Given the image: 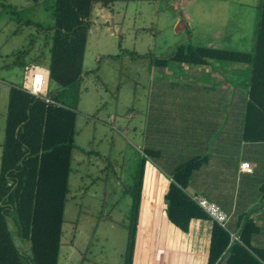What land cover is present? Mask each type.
<instances>
[{"label":"rangeland","instance_id":"obj_1","mask_svg":"<svg viewBox=\"0 0 264 264\" xmlns=\"http://www.w3.org/2000/svg\"><path fill=\"white\" fill-rule=\"evenodd\" d=\"M41 1L35 5L34 0H0V148L9 84L23 85L32 72L47 75L44 33L24 23L54 24L55 0ZM259 1L94 5L59 264H124L134 188L143 161L151 160L141 138L155 71L151 59L168 56L189 31L210 38L215 47L218 37L224 36V49L250 52ZM39 48L45 52L42 67H28ZM20 51L24 54L17 56ZM50 89L55 85L51 83Z\"/></svg>","mask_w":264,"mask_h":264},{"label":"trees","instance_id":"obj_2","mask_svg":"<svg viewBox=\"0 0 264 264\" xmlns=\"http://www.w3.org/2000/svg\"><path fill=\"white\" fill-rule=\"evenodd\" d=\"M34 1L35 5L44 2ZM118 1L159 0H55L52 26L24 22L44 33L49 47L47 96L55 103L32 95L22 84L10 86L0 156V264H59L92 10L96 4L107 7ZM190 37L189 31L172 53L155 56L151 64L164 67L219 61L247 65L244 139L263 143L264 0L259 1L250 52L196 46ZM23 54L20 51L17 56ZM44 58L45 52L39 48L33 63L42 66ZM51 83L55 89H50ZM204 159L192 158L179 165L164 196L169 221L184 231L192 219L207 218L186 191L192 172ZM142 185L141 167L132 196L124 264H133ZM260 189L264 194V182ZM257 231L254 221L247 219L239 240L233 241L229 228L214 223L208 264H264L263 252L250 246Z\"/></svg>","mask_w":264,"mask_h":264},{"label":"crops","instance_id":"obj_3","mask_svg":"<svg viewBox=\"0 0 264 264\" xmlns=\"http://www.w3.org/2000/svg\"><path fill=\"white\" fill-rule=\"evenodd\" d=\"M202 38L191 33L190 40L196 46L215 47L210 38ZM221 39L224 36L218 37L216 48L224 49L226 39ZM150 65L155 71L141 138L144 153L152 155L142 163L133 264H208L214 222L194 218L186 231L181 230L169 221L164 199L172 172L198 157L205 161L192 172L187 193L220 206L230 215L228 228L236 236L247 219L253 220L258 231L250 246L264 254V142L244 139L249 67L219 61L172 64L174 68ZM245 162L254 166L253 173L241 170Z\"/></svg>","mask_w":264,"mask_h":264},{"label":"built area","instance_id":"obj_4","mask_svg":"<svg viewBox=\"0 0 264 264\" xmlns=\"http://www.w3.org/2000/svg\"><path fill=\"white\" fill-rule=\"evenodd\" d=\"M35 67V66H30ZM28 82L24 85L29 93L32 95L43 98L47 103H55L53 99L47 96L48 91V78L40 72H32L28 78ZM241 170L246 173H253L254 166L248 162L242 163L240 166ZM190 198L198 205V207L206 214V216L218 224L220 227L228 230V222L230 215L221 209L216 203L209 201L203 196L195 195ZM232 235L233 241H238L239 236Z\"/></svg>","mask_w":264,"mask_h":264}]
</instances>
